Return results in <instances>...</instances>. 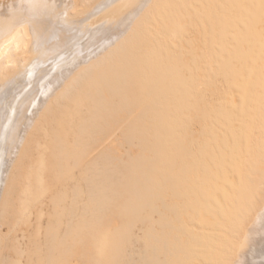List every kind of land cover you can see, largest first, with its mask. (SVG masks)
Segmentation results:
<instances>
[{"label":"rangeland","instance_id":"374dc122","mask_svg":"<svg viewBox=\"0 0 264 264\" xmlns=\"http://www.w3.org/2000/svg\"><path fill=\"white\" fill-rule=\"evenodd\" d=\"M149 7L112 56L130 70L118 80V97L134 104L117 113L115 134L74 167L78 141L90 140L79 132L81 117L94 102L78 108L68 100L54 103L57 119L45 117L30 134L34 154L17 166L28 177L25 206L9 220L16 242L6 261L56 264L70 228L92 240L88 257L72 264L232 263L264 187L254 186L264 180L257 170L264 162V0H153ZM168 29L174 39L164 38ZM56 142L69 174L49 190L33 170L51 168ZM95 175L103 179L99 210L85 181Z\"/></svg>","mask_w":264,"mask_h":264},{"label":"bare ground","instance_id":"6f19581e","mask_svg":"<svg viewBox=\"0 0 264 264\" xmlns=\"http://www.w3.org/2000/svg\"><path fill=\"white\" fill-rule=\"evenodd\" d=\"M151 2L153 0H0V264H13L4 259V252L9 243L16 242L9 220L17 221L25 206L22 184L28 177L18 172L17 166L24 164L27 155L34 154L30 134L35 133L38 122L45 117L56 118L52 109L54 103H67V100L75 101L78 108L86 102H94L88 106L94 110L81 117L83 126L79 132L87 133L90 140L85 142L81 137L78 141L80 148L74 154V167L86 161L93 147L100 148L115 134L121 126L117 113L128 112L134 104L118 97L121 81L130 70L122 56L114 60L112 56L142 19L148 17ZM162 33L168 40L176 36L172 29ZM82 73H87L84 80H81ZM121 76L123 79L118 81ZM105 88L107 91L103 92ZM58 144L56 142L55 147ZM113 145L105 154L107 161L114 155ZM62 152L63 144H59L51 168L33 170L37 177L44 175V189L51 190L55 180L65 181L69 174L62 168ZM260 168L257 170L264 171ZM99 176L85 178L88 200L98 210L102 204L99 196L103 192V179ZM262 181L258 186L256 181L253 185L260 188L264 185ZM263 188L259 190L261 205L244 226L231 264H264ZM81 193L80 188L73 192V201ZM57 202L55 198L54 203ZM31 208L32 204L26 205L27 213ZM81 222L89 227L85 217ZM80 232L66 230L56 264H72V257L77 255L88 257L86 251L92 240L87 233ZM68 241L73 245L67 244ZM53 251L49 246V258Z\"/></svg>","mask_w":264,"mask_h":264}]
</instances>
